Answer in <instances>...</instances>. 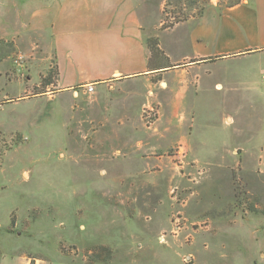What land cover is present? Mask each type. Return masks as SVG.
<instances>
[{
	"label": "rangeland",
	"instance_id": "374dc122",
	"mask_svg": "<svg viewBox=\"0 0 264 264\" xmlns=\"http://www.w3.org/2000/svg\"><path fill=\"white\" fill-rule=\"evenodd\" d=\"M30 1L6 0L0 30V264H264V164L233 148L197 159L172 137L139 151L146 130L99 128L93 94L59 91L52 38L21 27ZM138 2L149 37L199 18L186 0ZM230 75L246 83L203 85L195 115L147 109L148 130L179 127L187 142L196 121L198 137L230 141L264 108V71Z\"/></svg>",
	"mask_w": 264,
	"mask_h": 264
},
{
	"label": "crops",
	"instance_id": "0c3cea01",
	"mask_svg": "<svg viewBox=\"0 0 264 264\" xmlns=\"http://www.w3.org/2000/svg\"><path fill=\"white\" fill-rule=\"evenodd\" d=\"M138 3V0H31L26 4L29 18L21 20L20 25L52 38L60 92L66 93L75 86L85 92L86 85H94L92 120L99 128L107 125L113 130H146L145 137L136 144L139 151L163 149L166 142L161 140L172 137L173 143L187 145L197 159L206 155L209 157L204 160L213 161L217 159L215 156H225L233 148L237 153L242 149L243 155L251 154L264 164V108L252 111L253 122L247 128H235L230 141L218 145L213 138L196 135V121L186 142L185 129L158 123L149 131L143 117L149 108L159 113L158 120L162 115L172 118L195 115L199 88L203 85L228 92L232 83H246L241 76L234 81L231 72L239 75L256 69L263 72L264 0H242L232 7L211 3L202 17L160 31V47L172 67L183 66L182 70L191 73L184 84L174 78L176 69L148 66L149 36ZM5 4L6 0H0L1 31ZM246 87L254 90L253 85ZM229 113L225 115L228 117ZM244 143L248 148H244ZM221 147L222 150L217 149ZM145 158L147 162L163 161L164 155H149L142 160ZM261 166L260 171L264 172V165Z\"/></svg>",
	"mask_w": 264,
	"mask_h": 264
},
{
	"label": "trees",
	"instance_id": "16d2710c",
	"mask_svg": "<svg viewBox=\"0 0 264 264\" xmlns=\"http://www.w3.org/2000/svg\"><path fill=\"white\" fill-rule=\"evenodd\" d=\"M179 1H184V0H179ZM189 3L190 9L196 8L198 10V17H202L205 9L209 5L210 0H186ZM242 0H219V4L224 6V7H232L237 4H239ZM178 4V3H177ZM175 21H172L171 23H167L166 25H163L161 27L162 30L172 28L174 27L177 23L179 22H184L189 19V15H184V16H177L175 18ZM147 44L148 48L150 51V59H149V67L150 69H153L154 66L155 68H170L172 67L171 64L163 63V60L166 59L168 60V57L166 56L165 52L161 49L160 47V40L159 36H150L147 38ZM56 78L59 76V71L58 67H56ZM252 210H255V207H252Z\"/></svg>",
	"mask_w": 264,
	"mask_h": 264
},
{
	"label": "built area",
	"instance_id": "2783aa9c",
	"mask_svg": "<svg viewBox=\"0 0 264 264\" xmlns=\"http://www.w3.org/2000/svg\"><path fill=\"white\" fill-rule=\"evenodd\" d=\"M94 91H95V89H94V85L93 84L90 83V84L85 86V92L87 94H92V93H94Z\"/></svg>",
	"mask_w": 264,
	"mask_h": 264
}]
</instances>
